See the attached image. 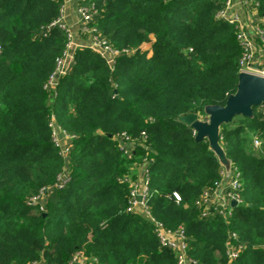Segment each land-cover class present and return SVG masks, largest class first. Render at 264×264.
Returning a JSON list of instances; mask_svg holds the SVG:
<instances>
[{
    "label": "trees",
    "instance_id": "obj_1",
    "mask_svg": "<svg viewBox=\"0 0 264 264\" xmlns=\"http://www.w3.org/2000/svg\"><path fill=\"white\" fill-rule=\"evenodd\" d=\"M89 2L98 34L127 53L110 66L97 50L73 48L49 91L68 41L58 24L62 0H0V264H65L75 250L99 264H177L153 224L126 210L143 168L150 215L165 228L184 227L197 264L228 262L229 231L241 246L233 264H264V103L219 129L241 199L226 219L196 205L222 180L221 162L206 138L196 141L177 120L190 112L204 118L207 106L224 105L236 90L237 30L216 18L225 0L82 4ZM257 2L264 15V0ZM50 114L73 136L66 157L52 141ZM122 133L134 142L130 154L116 140ZM38 195L42 209L30 201Z\"/></svg>",
    "mask_w": 264,
    "mask_h": 264
},
{
    "label": "built area",
    "instance_id": "obj_2",
    "mask_svg": "<svg viewBox=\"0 0 264 264\" xmlns=\"http://www.w3.org/2000/svg\"><path fill=\"white\" fill-rule=\"evenodd\" d=\"M84 0H75L76 11L79 16L78 26L88 36V47L97 50L104 56L110 66H113L115 58L123 53H127L126 50H117L110 47L103 36L98 34V30L92 25L97 19V10L93 3L82 4ZM60 17L58 24L68 33V41L71 35V30L68 25L62 20L64 12V0H62ZM244 4L250 6V8L257 15V19L252 23L253 29L247 30L241 13L234 7L235 0H225L224 6L216 13L217 19H222L230 24H233L237 30V41L241 47V55L237 62L239 72H245L256 76L264 77V15H260L257 12V0H244ZM66 44V50L63 56L57 60L55 70L49 76L44 88L52 90L57 84V78L62 73L66 72L72 57L71 50L75 48L73 42ZM70 46V48H69ZM69 48V49H68ZM264 114V109L262 110ZM48 126L51 130L52 141L55 146L60 150L63 156H67L70 146V141L73 136L62 131L57 125L53 114L48 117ZM120 138L124 143L128 145L125 147L121 144L120 147L124 149L127 154H130L133 147V141H131L124 133L119 134L116 138ZM261 141L254 137L252 140V146L255 150L261 147ZM221 181L214 184L212 187L205 189L201 193V197L196 201V205L201 209V215H207L209 212L212 214H219L223 219L228 218L231 215L232 207L241 202L239 195V181L238 172L234 169L227 177L224 176ZM148 170L147 168L141 169V174L133 183L130 189V197L126 210L128 212H139L142 216L147 218L153 224V233L157 238L160 245L168 246L175 253L177 264H197V261L187 254V236L184 232L183 226H178L174 229L165 228L159 221L155 220L149 213L147 206L144 203V197L148 184ZM63 183V177H59L57 185L60 186ZM171 197L178 202L180 196L177 192H172ZM43 196H34L30 198V201H36L40 203V209L43 208ZM234 202V204L232 203ZM236 239V234L233 231H229L228 238L225 242L226 255L228 262L226 264H233L234 259L237 256L238 250L241 246H235L233 240ZM261 248H264V241L259 244ZM45 264L43 260L33 261L29 264ZM65 264H99L96 258H88L80 250L72 252Z\"/></svg>",
    "mask_w": 264,
    "mask_h": 264
},
{
    "label": "water",
    "instance_id": "obj_3",
    "mask_svg": "<svg viewBox=\"0 0 264 264\" xmlns=\"http://www.w3.org/2000/svg\"><path fill=\"white\" fill-rule=\"evenodd\" d=\"M263 103L264 77L238 72L236 90L228 95L224 105L207 106L204 118L190 112L179 116L177 120L193 128L196 141L203 138L208 140L209 148L219 158L224 176L227 177L231 167L219 144L220 126L231 123L236 116L250 117L252 108Z\"/></svg>",
    "mask_w": 264,
    "mask_h": 264
},
{
    "label": "crops",
    "instance_id": "obj_4",
    "mask_svg": "<svg viewBox=\"0 0 264 264\" xmlns=\"http://www.w3.org/2000/svg\"><path fill=\"white\" fill-rule=\"evenodd\" d=\"M243 1L244 0H235L234 7L239 11V13H241L247 30L251 31L253 29L252 23L257 19V15L250 8V6L244 4ZM62 20L68 25L70 30H73L74 32L76 31L78 27L79 16L76 11L75 0H64V12ZM73 44L75 48L84 47L88 45V40L75 35V38H73ZM143 47L144 43L142 44V48ZM148 53H150V51ZM137 170L139 171L138 167ZM222 170L224 171L223 167Z\"/></svg>",
    "mask_w": 264,
    "mask_h": 264
},
{
    "label": "rangeland",
    "instance_id": "obj_5",
    "mask_svg": "<svg viewBox=\"0 0 264 264\" xmlns=\"http://www.w3.org/2000/svg\"><path fill=\"white\" fill-rule=\"evenodd\" d=\"M75 35H77V36H79V37H82V38H85V39L88 40V36H87V34L84 33V32L82 31V29L78 26L75 32H74L73 30H71V35H70V37H69V41H68V43H70L69 45H71V43L73 42V38H75ZM69 48H70V46H69ZM69 48H68V49H69ZM143 49H146V50L149 52V51H150V44L147 43V42H145V43H144V47H143ZM236 117H237V116H236ZM236 117H235V118H236ZM200 118H202V117H200ZM235 118H234V119H235ZM234 119L232 120V122H234ZM116 140L118 141L119 144H121V145H123V146H125V147H128V145H127L126 143H124L120 138L117 137Z\"/></svg>",
    "mask_w": 264,
    "mask_h": 264
}]
</instances>
